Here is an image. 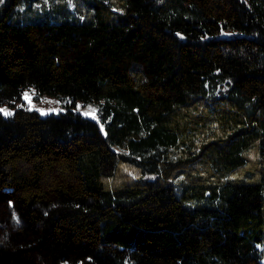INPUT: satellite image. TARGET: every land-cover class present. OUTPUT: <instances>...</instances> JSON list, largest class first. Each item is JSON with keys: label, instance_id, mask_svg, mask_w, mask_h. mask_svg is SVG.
<instances>
[{"label": "trees", "instance_id": "16d2710c", "mask_svg": "<svg viewBox=\"0 0 264 264\" xmlns=\"http://www.w3.org/2000/svg\"><path fill=\"white\" fill-rule=\"evenodd\" d=\"M33 1L0 0V264H264V0Z\"/></svg>", "mask_w": 264, "mask_h": 264}, {"label": "rangeland", "instance_id": "374dc122", "mask_svg": "<svg viewBox=\"0 0 264 264\" xmlns=\"http://www.w3.org/2000/svg\"><path fill=\"white\" fill-rule=\"evenodd\" d=\"M91 0H36L31 3V6H28L27 3H24L19 9L23 12V17L25 20H31L40 15H47L51 16L53 19H70V18H79L84 19L88 18L91 13ZM232 32L226 31L224 34L229 35ZM27 94L28 99L27 101L30 102L33 106L43 110L45 112L50 113H57L63 108L65 104L68 103V99L54 97V96H40L38 95L34 89L32 88H25L22 96ZM25 102V101H24ZM23 101L19 103L20 105H25ZM17 106V105H16ZM0 109H7L12 114L14 113V109L8 105L0 106ZM76 110L80 112L82 115L93 118V119H100L101 114V104L100 103H83L78 101L76 103ZM11 114V115H12ZM217 124H213V128L216 129ZM218 128V127H217ZM219 129V128H218ZM207 134V133H206ZM202 137L199 136L196 138V144L199 145L200 139ZM207 139V135H205ZM115 150L118 153L128 155L132 158L131 161H127L126 164L123 166V171L133 173V175L138 176L141 173H144L142 170L141 165L135 162L134 156L128 151L123 150L121 148L115 147ZM170 155L173 157H180V152L170 151ZM249 158L256 162L258 159V155L256 152H252L248 154ZM198 170V174L200 176H206L205 168L200 165ZM186 179L185 175H181L180 178L175 180L176 184H179L181 181ZM14 220L19 223L17 215L14 213Z\"/></svg>", "mask_w": 264, "mask_h": 264}, {"label": "crops", "instance_id": "0c3cea01", "mask_svg": "<svg viewBox=\"0 0 264 264\" xmlns=\"http://www.w3.org/2000/svg\"><path fill=\"white\" fill-rule=\"evenodd\" d=\"M29 88H32V87H29ZM34 89V88H32ZM35 91V89H34ZM36 92V91H35ZM37 93V92H36ZM22 99H23V102L25 103V105H20L19 103L17 104V107H21V108H25V109H28V110H35V111H38L40 114L42 115H47V114H50V112H45L43 110H40L39 108L33 106L30 102L27 101V99L25 98V96H22ZM64 110V108H63ZM62 111V110H61ZM9 116V115H8Z\"/></svg>", "mask_w": 264, "mask_h": 264}, {"label": "snow or ice", "instance_id": "6c2138e0", "mask_svg": "<svg viewBox=\"0 0 264 264\" xmlns=\"http://www.w3.org/2000/svg\"><path fill=\"white\" fill-rule=\"evenodd\" d=\"M25 98L28 99L27 94H25ZM0 113H3L5 115H11L12 113L8 111L7 109H0Z\"/></svg>", "mask_w": 264, "mask_h": 264}]
</instances>
